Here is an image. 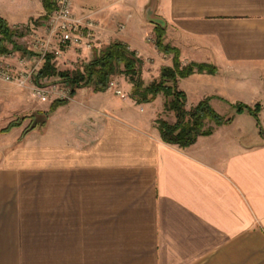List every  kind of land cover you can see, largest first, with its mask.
I'll use <instances>...</instances> for the list:
<instances>
[{
    "label": "crops",
    "instance_id": "obj_1",
    "mask_svg": "<svg viewBox=\"0 0 264 264\" xmlns=\"http://www.w3.org/2000/svg\"><path fill=\"white\" fill-rule=\"evenodd\" d=\"M43 1L0 0V16L34 27ZM73 1L98 22L97 48L118 40L152 60L149 81L173 64L153 42L163 19L183 63L218 67L180 78L186 105L259 103L260 123L235 112L189 147L165 143L150 111L162 96L138 104L124 77V95L80 87L32 125L53 100L0 79L14 143L0 158V264H264V0ZM9 109L28 118L3 132Z\"/></svg>",
    "mask_w": 264,
    "mask_h": 264
},
{
    "label": "trees",
    "instance_id": "obj_2",
    "mask_svg": "<svg viewBox=\"0 0 264 264\" xmlns=\"http://www.w3.org/2000/svg\"><path fill=\"white\" fill-rule=\"evenodd\" d=\"M44 8L46 14L34 20L35 23L39 19L46 18L52 10H54L52 0H44ZM154 32L156 34L155 44L162 53L170 54L173 57V64L170 66H161L160 75L153 78L149 82L144 81L143 62L144 59L137 56L136 51L129 48L126 43L121 41L110 42L101 48H94L92 58L80 68L75 69H58L55 63V54L49 53L41 60L36 76V84H42V79L50 80L52 77H60L62 82L69 85V97L76 93L78 88L92 86L95 91H104L108 89L109 81L115 76H124L131 86L129 95L136 103H151L156 100L157 96H164L162 103L164 112L172 113L174 121L169 120L162 115L155 118V124L160 131L161 137L165 143L176 144L185 148L194 144L200 136L210 135L214 132V128L231 122L234 116H224L219 113L212 104V97H206L198 101L195 105L187 107V94L179 87L180 78H184L196 73L216 74L218 67L206 62H189L183 63L181 59L180 49L165 42L166 39V23L154 20ZM23 31L18 27H12L6 22L5 18L0 16V55H6L11 52L24 51L26 49L19 45L17 38L23 36ZM11 47H8V45ZM35 54V53H32ZM46 83V82H45ZM68 98H55L48 111L38 112V116H31L30 124H44L50 113L57 106L64 105L68 102ZM235 112H247L253 115L260 123L259 112L261 104L254 106L243 102H234ZM42 116V117H41ZM28 116H21L10 121L1 131L7 132L12 128L22 125ZM27 131V129H25Z\"/></svg>",
    "mask_w": 264,
    "mask_h": 264
},
{
    "label": "built area",
    "instance_id": "obj_3",
    "mask_svg": "<svg viewBox=\"0 0 264 264\" xmlns=\"http://www.w3.org/2000/svg\"><path fill=\"white\" fill-rule=\"evenodd\" d=\"M52 1L54 10L46 18L39 19L40 26L31 31L32 47L39 50L37 54L40 56V61L32 65L29 57H16V55L13 56V52L0 59V79L21 88H30L31 97L42 101L56 97L68 98L70 87L63 82L62 88L57 84H36L41 59L49 53L59 57L66 47L80 48L84 51L92 50L97 46L95 31L98 28V22L92 18V13L83 15L76 13L73 0ZM8 56L16 62H12ZM109 82L108 88L113 89L117 95H124L117 82L112 79Z\"/></svg>",
    "mask_w": 264,
    "mask_h": 264
},
{
    "label": "rangeland",
    "instance_id": "obj_4",
    "mask_svg": "<svg viewBox=\"0 0 264 264\" xmlns=\"http://www.w3.org/2000/svg\"><path fill=\"white\" fill-rule=\"evenodd\" d=\"M36 25L34 26V27H30L28 24L27 25H23V26H17L19 29H21L23 32V36H20L19 38H17V40H18V42H19V45H21L22 47H24V49H26V52H24V51H14L13 52V56H15L16 55V57H18V56H20V57H23V56H27V57H29L28 59L30 60V62H32V65L34 64V62H36V61H40V59H39V55L37 54L38 52H39V50L38 49H33V47H32V44H33V34H31L32 32L31 31H33L35 28H37V27H39L40 26V24H41V22L39 21L38 23H35ZM16 27V26H15ZM30 27V28H29ZM155 37H156V34H155ZM155 40V39H154ZM154 40H153V42H154ZM154 44H155V42H154ZM8 47H11V45L9 44L8 45ZM73 48H75V47H71V48H65L64 50H63V53H62V55L60 56L59 55V57L57 56V57H55V63H56V65L58 66V69H75V68H80V67H82L84 64H86L89 60H90V58H92L91 56H92V54H93V51L92 50H90L91 51V55H90V58L89 57H87V56H84V55H80L81 54V50H80V48H75V49H73ZM68 50H75V54H73L71 57L72 58H70V57H68L67 56V54H66V51H68ZM32 53H36V54H34L35 55V57H32ZM9 57V56H8ZM73 57H75V59L73 58ZM2 57H0V59H1ZM11 60H12V62H16L15 61V59H13L12 57H9ZM10 60V61H11ZM32 60V61H31ZM42 61V60H41ZM147 61V62H146ZM146 61H144L143 62V66H142V68H143V77H144V81L147 83V82H149V79L151 78V77H153L154 76V74H155V71H154V69L153 68H151V64H152V60H150V59H148V60H146ZM41 64V63H40ZM145 64H147V65H145ZM185 64V63H184ZM146 71V72H145ZM205 75V74H204ZM208 76V74H206V76L205 77H207ZM121 78H124V76H119V74H118V76H115L112 80H114L115 82H120L121 80ZM62 81L63 80H61L60 79V77H52V78H50V80H46V79H42L40 82L42 83V84H57L58 86H60L61 88L63 87L62 86ZM46 82V83H45ZM41 84V85H42ZM27 92V91H26ZM29 92H30V95H28L29 96V98H31V100L33 101V99H35V98H33V97H31V95H32V93H31V91L29 90ZM206 92V91H205ZM208 92V91H207ZM162 96V102H161V100H158L157 102H155L154 103V105H153V109L151 108V112H152V110H156V109H160V113H159V115H162V117H165V118H167V119H169V120H172L173 121V114L172 113H169V112H164V109H163V106H162V104L161 103H163V100H164V96L163 95H161ZM209 96V95H208ZM210 97V96H209ZM204 98H206V97H204ZM203 98V99H204ZM213 98V97H212ZM211 98V102H212V100L214 99L215 100V98H213L212 99ZM52 100H54L55 98H51ZM37 100V99H36ZM202 100V99H201ZM213 100V102H214V107H215V109L219 112V113H221L222 115H224V116H232L233 114H235V106H234V104L233 105H229V104H226V103H223L222 102V100H216V101H214ZM31 102V101H30ZM29 101L25 104L26 105V107H28L27 105H28V103H30ZM187 107H190V105H187ZM29 109V107L28 108H25L24 110L26 111V110H28ZM149 111V112H150ZM42 113L44 112V110L43 111H41ZM8 113H9V117L7 116L6 118L7 119H5V120H3V122H1V125L3 126V128H5V126H7V124L10 122V121H13V120H15V119H17L18 118V116L19 117H21V116H23L25 113H22V111H21V109H19V110H11V109H9V111H8ZM245 115H247L248 116V114H245ZM39 117V116H38ZM42 117V116H41ZM252 119V118H251ZM30 119H27L26 121H25V123H30ZM24 123V124H25ZM2 128V129H3ZM251 129V128H250ZM17 133H12L11 135H10V137H12V136H14V135H16ZM13 139H11V138H9L8 136H6L4 133H0V158L2 157V155H3V153L9 148V147H12L13 146Z\"/></svg>",
    "mask_w": 264,
    "mask_h": 264
},
{
    "label": "water",
    "instance_id": "obj_5",
    "mask_svg": "<svg viewBox=\"0 0 264 264\" xmlns=\"http://www.w3.org/2000/svg\"><path fill=\"white\" fill-rule=\"evenodd\" d=\"M154 20L159 21V22H161V21L165 22L163 19H161L159 17H155V16L151 17V21L154 22Z\"/></svg>",
    "mask_w": 264,
    "mask_h": 264
}]
</instances>
